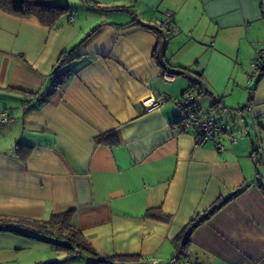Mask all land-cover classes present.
Instances as JSON below:
<instances>
[{
	"label": "crops",
	"instance_id": "0c3cea01",
	"mask_svg": "<svg viewBox=\"0 0 264 264\" xmlns=\"http://www.w3.org/2000/svg\"><path fill=\"white\" fill-rule=\"evenodd\" d=\"M81 4L89 18L70 13L61 28L0 10V114L9 112L0 125V224L20 230H0V264H67L49 234L23 223L66 210L100 257L264 264V173L248 133L264 131V66L248 77L264 48V0ZM192 83L236 143L222 137L216 151L181 130L173 100ZM158 93L167 99L148 109L144 99ZM235 191L180 252L190 221Z\"/></svg>",
	"mask_w": 264,
	"mask_h": 264
},
{
	"label": "trees",
	"instance_id": "16d2710c",
	"mask_svg": "<svg viewBox=\"0 0 264 264\" xmlns=\"http://www.w3.org/2000/svg\"><path fill=\"white\" fill-rule=\"evenodd\" d=\"M50 1L51 0H0V10L21 18L35 17L42 25H46L53 28H61L65 24L68 17L70 16L71 12L69 5L53 4ZM158 31H159L160 40L162 42L164 38V32L162 30H158ZM156 62L160 67L162 68L166 67L165 65H163L164 58L162 55L156 56ZM181 69H185V68H181ZM192 84L195 85L194 83ZM180 128L182 131H184L181 127V121H180ZM254 151H256V149ZM237 193L238 191L237 192L235 191L234 193L231 194V196L218 200L213 204V206L209 210H206L202 215H199L190 221V223L183 229L184 239L182 240V242H180V252H182L185 249L189 241L188 236L190 235V233L200 223L208 219L214 211L219 209L223 204H225L229 199H231ZM71 214H72V210H66L64 212L54 213L47 221H42L37 223L34 221L24 220L23 223L26 225L36 226L37 228L49 234L48 240L51 239V242L53 241L55 246L58 248L62 247L66 249L67 252L69 251L72 252L73 248H77L81 254L76 257H81L82 253H86L87 255H92L93 258L89 264H135L141 261V258L137 255L116 254V255L101 256V257L98 256V254L94 252L91 245L84 239L81 233L78 232L71 225ZM162 216H164V214H160L161 218ZM2 229H12L15 231H20L19 227L16 228L14 226H11L10 224H4V223L0 224V230ZM52 236H56V238L54 237L52 238ZM179 238H177L176 242H178ZM36 264H59V263L57 261H49L45 263H36Z\"/></svg>",
	"mask_w": 264,
	"mask_h": 264
},
{
	"label": "built area",
	"instance_id": "2783aa9c",
	"mask_svg": "<svg viewBox=\"0 0 264 264\" xmlns=\"http://www.w3.org/2000/svg\"><path fill=\"white\" fill-rule=\"evenodd\" d=\"M170 17L163 23H158V26L163 29V32H171L172 27L169 24ZM252 67V76H259L262 66H264V48L259 49L255 58L250 61ZM166 79L171 80L174 75L163 73ZM198 90L193 84L188 86L180 98L174 99L173 103L181 114V127L184 131L189 132L193 138L196 146H204L208 143L213 144L216 151L224 149L222 137L230 144L236 143V138L228 132L226 126L219 122L218 118L212 115L209 111L201 108L198 103ZM167 96L158 93L155 97H148L144 99V104H148V109L157 107L164 102ZM250 104L246 107L250 110ZM9 118V112L4 111L0 114V125L5 123ZM259 152L253 151L251 158L257 160L261 158ZM72 255L79 256L81 253L77 248H73Z\"/></svg>",
	"mask_w": 264,
	"mask_h": 264
},
{
	"label": "rangeland",
	"instance_id": "374dc122",
	"mask_svg": "<svg viewBox=\"0 0 264 264\" xmlns=\"http://www.w3.org/2000/svg\"><path fill=\"white\" fill-rule=\"evenodd\" d=\"M53 4H68L70 8L71 14H73L75 17L77 16L78 18H81L82 20H87L89 18L85 14V10L83 9L84 7L82 6V0H51L50 1ZM91 27L87 28L86 31L90 30ZM249 65V71H248V77L250 78V74L252 73V67ZM254 78H252L253 81ZM251 80V79H250ZM253 84V83H252ZM249 135L252 137L253 140H257L255 143V146L258 147L259 153L261 155V158H264V143L259 144L258 137L264 138V131L260 130V133H258L257 138L255 137L256 133L255 130L254 132L250 131L248 132ZM255 142V141H254ZM260 145V147H259ZM260 158V164L258 165V169L261 171V173H264V159ZM261 168V169H260ZM59 250L62 252L60 256L56 255L57 258L63 259L67 264H89V258L86 255H83L82 257H71L69 258L67 256V251L66 249L59 247ZM57 261V260H56ZM59 264L60 261H57Z\"/></svg>",
	"mask_w": 264,
	"mask_h": 264
}]
</instances>
